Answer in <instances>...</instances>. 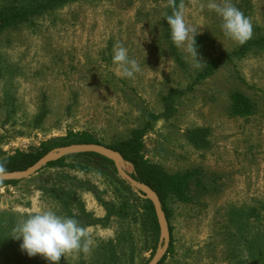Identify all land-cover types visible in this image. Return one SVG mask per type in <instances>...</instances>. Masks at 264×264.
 I'll return each instance as SVG.
<instances>
[{
    "label": "rangeland",
    "instance_id": "374dc122",
    "mask_svg": "<svg viewBox=\"0 0 264 264\" xmlns=\"http://www.w3.org/2000/svg\"><path fill=\"white\" fill-rule=\"evenodd\" d=\"M213 2L225 0H0L2 12L36 9L0 33V158L69 131H89L108 147L149 113L162 115L145 137L146 158L170 173L199 170L191 201L168 203L175 252L164 264H264V45L196 81L212 58L238 44L223 34ZM230 2L249 18L251 37L264 38V0ZM177 9L198 30L199 67L171 39L166 17ZM120 46L140 67L132 78L113 61ZM234 91L252 100L251 116L230 115ZM42 102L51 112L37 126ZM200 130L207 132L196 145L190 133ZM96 166L90 174L47 168L5 187L0 212L23 219L52 209L65 216L60 204L67 201L76 218L85 209L100 222L77 219L91 251L66 254L59 264H148L159 239L147 223L107 216V205L139 204L143 193L102 162ZM24 254L7 263L48 264Z\"/></svg>",
    "mask_w": 264,
    "mask_h": 264
},
{
    "label": "trees",
    "instance_id": "16d2710c",
    "mask_svg": "<svg viewBox=\"0 0 264 264\" xmlns=\"http://www.w3.org/2000/svg\"><path fill=\"white\" fill-rule=\"evenodd\" d=\"M56 2V0H52ZM65 1V0H63ZM36 13V9L29 8L24 11H11V12H2L0 11V33L3 30L16 26L24 21H27L29 16L34 15ZM264 45V38H253L249 39L244 45L237 44L236 48L232 52H223L220 53L217 57L211 59L210 63H208L203 72L199 73L196 77V81H200L202 79H207L212 76L217 67L223 63V61L231 60L235 56H242L248 53L251 49L258 46ZM175 93V92H174ZM75 102L70 103L68 108L70 109ZM169 111L163 116H169L172 111L171 106L168 105ZM38 114L35 118V125H41L43 119H45L51 110L48 108L46 104L43 102L39 105ZM230 115L233 117H249L254 113V104L252 100L240 91H234L230 95V107H229ZM162 115H155L149 113L144 121V124L141 127L132 129L128 137L124 139H115L112 143L108 144V147L119 152L125 161L132 166L133 168V177L136 181L143 183L153 189L159 196L163 209L166 213L168 221L171 217V210L168 207V203L170 200H174L177 202H189L191 201V197L188 194V188L191 183V180L195 175L199 172L198 169H194L192 171L187 172H175L170 173L166 171L161 165L152 162L147 159L144 151H145V137L148 132L152 129L154 123L158 121ZM207 130H200L197 133H190L192 135V141L196 145H202L204 134ZM189 134V135H190ZM73 144H101L104 145L102 140H99L94 134L89 131H69L65 136L52 138L47 141H43L39 147L31 151H23L16 150L14 153L10 155L3 156L0 158V165H2L5 169V172H19L28 169L37 163L42 157L48 154L55 148L73 145ZM96 162H102V165H107L110 167L112 171L116 174L117 171L114 167L113 162L110 160L94 154H77L70 155L65 158H62L58 161H54L49 163L45 169L53 168V169H70L76 173L82 174H90L97 168ZM98 169V168H97ZM96 169V170H97ZM41 170V171H42ZM83 182V181H82ZM23 181H11V182H0V191L8 186H19ZM89 185L87 180V186ZM61 188H56L50 191L55 193V191L60 190ZM117 192L119 189L116 190ZM144 195V194H143ZM60 196V194H59ZM66 201H63L60 205L62 211L65 212V216H69L75 218L83 219L87 225H93L100 220H91L90 213H86L85 209L81 210V214L76 218L73 212V208ZM107 216L116 215L118 218L128 219L138 218L141 216L143 222L147 223L149 230L152 231L155 236L156 241H158L160 237V228L157 220V216L155 213V209L153 204L144 199L142 203L139 204H131L128 200L121 202L119 205L111 206L107 205ZM112 208V209H111ZM142 209V213L139 211ZM138 210V211H137ZM84 215V216H83ZM22 219V216L18 213L12 212H0V223L3 224V230L0 229V264H6L12 260H16L18 258H22V255H25L23 251L20 249V241L13 240L10 236L12 233L13 227ZM170 224V223H169ZM171 232V244L168 249L167 254L163 258L160 264H164L167 257L175 252L174 240H173V227L170 225ZM8 247L15 248L13 250ZM19 260V259H18ZM28 260V259H27ZM29 261V260H28ZM9 262L7 264H9ZM111 263V262H109ZM112 264V263H111Z\"/></svg>",
    "mask_w": 264,
    "mask_h": 264
},
{
    "label": "clouds",
    "instance_id": "9594fccd",
    "mask_svg": "<svg viewBox=\"0 0 264 264\" xmlns=\"http://www.w3.org/2000/svg\"><path fill=\"white\" fill-rule=\"evenodd\" d=\"M209 7L221 18V29L227 38L239 45L251 39L252 24L249 18L230 0H225L223 5L213 2ZM166 21L175 46L186 50L197 62V67L204 64L198 58L195 39L198 30L185 23L183 13L177 9L166 17ZM113 61L120 65L125 78H132L140 71L137 62L129 58L123 46L115 50ZM4 172V167L0 165V174ZM10 237L22 241L20 249L29 257L40 256L48 264H59L61 257L69 253L87 254L93 244L88 231L75 218L58 215L52 209L41 210L21 219L13 227Z\"/></svg>",
    "mask_w": 264,
    "mask_h": 264
},
{
    "label": "water",
    "instance_id": "95a60500",
    "mask_svg": "<svg viewBox=\"0 0 264 264\" xmlns=\"http://www.w3.org/2000/svg\"><path fill=\"white\" fill-rule=\"evenodd\" d=\"M87 153L100 155L113 162L117 173L122 177V179L125 180L130 186L140 190L144 194L145 199L149 200L153 204L160 228V238L156 252L148 264H160L167 254L171 244L169 221L158 194L149 186L136 181L133 177V174L127 172L125 165L129 164L119 152L101 144H73L58 147L50 151L37 163L24 171L6 172L0 174V182L23 181L39 173L51 162L58 161L70 155ZM129 166L132 167L131 165Z\"/></svg>",
    "mask_w": 264,
    "mask_h": 264
},
{
    "label": "bare ground",
    "instance_id": "6f19581e",
    "mask_svg": "<svg viewBox=\"0 0 264 264\" xmlns=\"http://www.w3.org/2000/svg\"><path fill=\"white\" fill-rule=\"evenodd\" d=\"M125 169L127 170V172H130V169L129 168L125 167Z\"/></svg>",
    "mask_w": 264,
    "mask_h": 264
}]
</instances>
